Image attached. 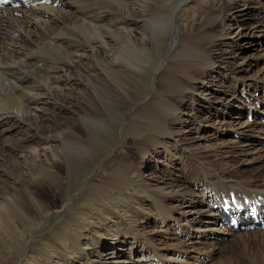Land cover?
<instances>
[{
	"label": "bare ground",
	"instance_id": "6f19581e",
	"mask_svg": "<svg viewBox=\"0 0 264 264\" xmlns=\"http://www.w3.org/2000/svg\"><path fill=\"white\" fill-rule=\"evenodd\" d=\"M195 1L179 0L172 6L166 4V13H159L155 8L153 10L157 13L152 9L149 10L147 0H131L129 4L127 0H11V3H18V7L12 5L0 7V157H2L0 170L1 173L4 172L14 178L11 185L5 184L6 186L3 187L6 192H0V199L2 198L0 230L10 229L7 226L10 220L13 221V227L16 229L17 218L25 224L30 219L32 204L40 209L44 224L49 223L54 216L53 213L63 212L69 206L68 203H62L53 212L46 209V213L37 193L46 188L61 191L64 187L62 177L65 156L69 152L76 155L90 152L92 144L85 140L79 131L77 118L66 125L54 124L43 127L40 124H44L45 121L49 124L50 111L62 116L70 107L64 105V100L66 101L68 96L73 98L75 96L73 90L81 85L82 78L78 76L82 62L98 64L104 75L100 76L99 70L93 73L95 78L93 76L92 78L97 81V85H105L109 88L113 87L112 83L120 85L123 95L141 109L140 112L145 118L160 113L163 106L170 102L166 97L155 96V101L145 102L146 104L142 105L143 102H138L131 96V91L134 90L130 87L131 77L126 71V66L132 62L141 64L150 60V49L147 46L150 42L149 30L160 32L157 31L159 27L163 30L161 32L164 33V37L166 35L163 61L154 74V88L170 86L167 81L171 78L166 76L173 74L166 68L170 66V54L180 51L181 39L189 40V43H196L195 45L198 46L202 40L204 41L203 37L208 36L207 45L211 42L216 43V27L221 22V16L227 13L235 23L234 29H231L227 36L235 38L237 49L251 50V53L247 54L242 51L241 56H238L240 57L236 67L238 71L247 72L249 70L247 65L252 61H262L264 64V15L252 16L256 8L263 9L264 12V0H204L210 3L208 13L203 12L202 17L195 21V25L190 24L188 28L190 33L188 29L187 33L178 14ZM150 18L157 19L156 23ZM148 19L157 25H153L157 29L152 28ZM255 35H260L261 40L256 41ZM255 47H258V50ZM207 51L209 50L203 48L201 51L195 49L196 59L185 63L193 65L196 61L198 64L211 59ZM183 63L179 60L175 65L179 66ZM66 70L74 76L63 73ZM185 72L188 73L189 70ZM204 73L205 71L202 76ZM258 73L263 74L261 77L264 78V67L257 69L256 74ZM164 77L167 80L165 79L163 83ZM187 78V81H198L196 85L201 93L196 94L194 89L188 90V86H183V89L177 91L180 105L177 103L178 106L171 109L172 120L183 119L179 114L185 108L186 97L198 102L205 98L208 105L203 107L204 111L197 110V113H193L190 123L195 124L196 115L199 114L205 115L202 120L206 121L197 123L198 128H209L215 124L218 127H213L209 133L200 136L202 139L204 137L206 141L216 139V135L225 132H220V125L231 129L223 134H228L230 131L232 140L240 144V148L248 144L246 133L250 134L249 137L255 136L256 141H260L258 144L264 142V130L259 128L260 124L258 125V123L264 125V101L258 96L260 91L264 96V80L253 79V84L250 80L243 79L239 92L235 97H231L227 90V87L231 86L230 83L226 85L223 95L216 96L217 94L211 90H205L199 85V78L192 75H187ZM59 80L61 85L52 87L54 82L60 84ZM246 81H249L248 84ZM180 84L182 86L183 83ZM35 99L40 100L41 103L38 104ZM185 113L184 116L189 115L187 111ZM230 113L231 116L228 115ZM101 126L107 130L113 127L111 124ZM158 126L155 125L156 128ZM170 126H159L160 132H157L159 129L156 130L151 126L147 130L148 134H143L136 147L139 153L141 152L140 158L143 163L139 168L132 162L127 170L119 159L113 156L106 158L104 166L111 167L105 182L112 188L108 193L111 199L110 205L106 202L102 203L97 193L91 198L92 186L86 184L82 189V197L90 204H86L87 209L81 208L79 211L74 209V215L67 217V221L64 219L65 223L70 220V224H66L67 231L62 235L63 241L57 246H53L50 242L49 250L40 253L39 249H42V246L36 238L37 232H34L35 234L29 237L26 243L15 246V249L23 255L18 264H31L32 253H38L40 257L35 256V258L42 257L45 260L43 264H82L83 261L90 264H105L106 240L111 238L114 242L112 264H168L169 262L170 264H204L215 249L198 252V246L205 244L210 247L216 244L215 240L223 233V229L219 226V222L225 219L222 209H236L234 213L238 218H235V221H238V224L260 220V214L257 218H248L245 212L251 207L264 208V180L256 182L254 186L248 184L244 187L240 186L241 184L230 183L231 180L230 182L226 180L224 174L210 170L204 165L200 169L201 176L205 179L202 180L203 182L199 180L191 182L182 177L179 179L170 176L173 167L169 168L168 163L180 157L182 153L189 152V148L179 141V132H188L189 128L178 131L172 128L174 124ZM11 134L13 139L9 137ZM39 142L46 143V147H39ZM148 142L152 145V150L143 149ZM179 143H181L180 148L177 146ZM190 145L192 146V143ZM261 150L256 152L260 154ZM152 151L161 154L163 157L159 162L161 164L157 165L158 162L153 160L152 166L145 165L149 161L145 159ZM194 159L195 164L202 162L196 157ZM122 161L126 160L122 159ZM150 170L153 173L154 170L159 172V179L152 180L148 173L145 174L147 171L150 173ZM190 200H193L191 205L193 208L190 211L181 208L177 216L173 214L176 207L180 208ZM8 215H10L9 219L11 218L9 221L6 218ZM202 215L206 217L199 220ZM156 219L163 222L159 225L161 229L150 227L151 224L157 226ZM20 229L23 231L22 226ZM160 233L169 237L158 238L157 234ZM9 234L4 233V237L8 239ZM248 234L245 232L239 235L240 240H244ZM174 240L175 244L166 245L167 242ZM125 243L130 245L129 255L126 258L128 260L121 261L118 260L119 250ZM33 261L35 259L32 260V264ZM0 264H4L2 259Z\"/></svg>",
	"mask_w": 264,
	"mask_h": 264
},
{
	"label": "rangeland",
	"instance_id": "374dc122",
	"mask_svg": "<svg viewBox=\"0 0 264 264\" xmlns=\"http://www.w3.org/2000/svg\"><path fill=\"white\" fill-rule=\"evenodd\" d=\"M130 1L131 0H127V3L129 4ZM178 1L179 0H147V5H148L147 7L150 8L149 10L152 9V11L155 13L157 12L153 10L154 8L159 13H166L167 9L165 5L167 4L172 6L175 5V3L177 4ZM145 4L146 3H143V5ZM154 4H156L157 6L155 7ZM209 6L210 3L204 0H196L195 3L193 4L190 3L189 6L185 7V9L178 14V17L182 25H184L183 29L186 30L187 32V29L189 28L190 24L195 25L197 19L200 16L202 17L203 12L208 13ZM230 11L231 10H228V12ZM263 15H264L263 9L256 8L252 16L257 17ZM150 19L152 20V22L154 21V23H156L157 21V19H153V18ZM150 19H148L147 21H149V23L152 24V28H153L156 24L151 23ZM234 24H235L234 19H230L228 13L223 14L221 16V22H219L216 27L217 29L216 43L211 42L207 45L208 36H204L203 37L204 41L202 40V42L199 43L198 46L195 45L196 43L193 44L189 43V40L181 39L182 41H180L181 43H179V45L181 46L180 51L178 53H175L176 55L174 54V52L170 54L171 56V58L169 56V58L171 59V60L169 59L170 66L168 65L166 68L169 72L173 74V75L170 74V76L169 75L166 76L167 78H171L167 81L170 83V86H165V87L163 86V88L155 87L156 89L154 88L153 85L154 74L156 68L159 67V65L163 61V55H164L163 47L166 45V40H165L166 35L164 37V33L161 32L163 30H161V28L159 29V27L158 29L156 27L154 28L157 29V31L159 30L160 32H156V30L154 29L153 31H150L149 30L151 28L150 25V28H148L150 33L148 39L150 42H148L147 44V46L150 49V55H151L150 60L145 63L141 62V64L140 62L138 63L132 62L131 64H128L126 66V71L131 77L130 82L132 85L130 84V87L131 89L134 90L131 91L132 93L131 96H133L134 100H137L138 102H143L142 105H145L146 104L145 102L155 101L156 100L155 96H163L170 101L168 104H165L163 106L161 111L162 113L160 112L157 114H153L152 115L153 117L151 118L149 115L150 119L148 117L146 118L143 117V115L140 112L141 109L138 108L137 105H133L132 101L123 95V90H121V88L119 87L120 85L112 83V85L114 84L112 88L106 87L105 85L104 86L101 85L102 87L100 85H97V81L93 79L95 78L93 73L99 70L101 71L100 76L103 77L104 75L103 70L98 64L92 62H82L80 64L81 71L78 77H80V79L82 78L81 85L78 86L75 91L73 90V95H75L73 98L71 96H68L67 100L66 101L64 100L65 102L64 105L70 107L66 109V112L63 113L62 116L56 115L55 113L50 111L49 115H50V119L52 120L49 119L48 121L49 124H46L47 122L45 121L44 124H40V125H42L43 127L54 124L66 125V124H70L74 118H77V120L79 119L77 125L78 129L81 132V134L84 136L85 140H87L92 144L91 145L92 150L90 152L86 151V153L84 152L81 155H76L72 152H69L65 156V159L63 160L64 166H63V177H62L64 187L61 191L46 188L41 191H38L37 193L39 194L38 198L41 200V203L43 204V210L45 212L46 209H48L49 212L55 211L58 208V206L61 205L62 203H68L69 206L66 208V210L60 213H56V212L53 213L54 216L51 218L49 223L44 224L45 221L42 220V213L40 209L35 204H32V208L30 211V219L27 222H25V224H22L23 222L17 218L15 220L16 223L18 222L16 225V229H14L13 227L14 223L12 220H10L11 218L9 219L12 213H10V215L6 217L8 221L10 220L9 222H7V226H9L10 229L7 230L6 228V230H0V234L2 235L0 237V259H2V262H4V264H18L20 260L23 258V255L15 249V246L26 243V241H28V238L29 237L31 238V236L34 235L36 232H37L36 238L38 239L39 244H41L42 246V249L41 248L39 249L40 253L47 252L49 250L48 244L50 242L53 243L52 244L53 246L59 245L63 241L62 239L63 233L67 231L66 224H70L69 223L70 220L68 221V223L67 222L65 223V220L66 221L68 220L67 217L74 215L73 214L74 209L78 211L81 208L87 209L88 208L87 205L90 204L89 201H87L85 198L82 197V189L85 187L86 184L88 185L91 184L92 186L91 198L92 195H95L97 193V197L98 199H101L102 203L106 202L107 204L109 203L108 205H110L111 199L108 193L111 192L112 188L111 186H109V184L107 183L105 184V182H107L106 181L107 173L111 170V167L107 168L109 165L107 166L105 165L106 166L105 169L104 160H106V158H108L109 156H113L115 159L116 158L119 159V162L121 161L123 166L126 167L127 170L129 166L132 164L133 165L136 164L135 166L139 168L140 165H142L143 163L140 158L141 152L139 153L136 147L137 144H139L138 142L142 139V136H144L145 133L148 134L147 130L151 126H153L154 128H156L155 125H159V126L167 125L168 127H171L172 125L170 126V124H174L172 128L178 129V131H181L182 129L184 130L185 128H189L188 132L187 131L186 132L183 131V133L179 132L180 135L179 141L189 148V152L188 153L185 152V154L182 153L180 157L168 163L170 165L169 168L173 167L170 170L171 171L170 176L174 178L181 179L182 177L188 181L190 180L191 182H197L198 180L200 182H203L205 179L201 176L200 169L205 166L207 168H210V170L212 169L213 171L224 174L226 180H228L229 182L231 180L230 183L233 184L237 183L238 185L241 184L240 186H244V187H247L248 184L254 186L256 182L264 180V142L262 144H258L260 141L257 142L255 136L252 135L249 137L250 134L246 133L245 137L248 139L247 141L248 144L241 146L242 148L241 149L239 147L240 144L238 145V143L232 140V136H230V131H228L229 132L228 134H223L227 130H231V129L222 127L220 125H219L220 132L221 131H225V132H222L220 135L219 134L216 135L215 136L216 139L214 140L211 139V141H206L205 137L203 139L200 137L209 133L213 127H218L217 124H215L210 126L209 128H204V129L198 128L196 126L197 123H201V122L204 123L206 121V120H202V118L205 115L200 116L199 114L196 115L197 122H195V124L190 123V119L192 118L191 116L193 115V113L194 114L197 113L196 112L197 110L204 111L203 107H206V105H208L205 98H202L198 102L197 100L194 101L193 99L186 97L184 100L185 108H183L182 112H180L179 114V117L183 119H178L176 121V120H172L171 118V113H172L171 109L173 110V107L175 108L176 106L180 105L179 102L180 98L177 97V93H178L177 91L183 89L182 88L183 86H188V90L194 89L196 91V94L201 93V91L197 87L198 85V83H196L197 80L187 81L188 79L187 75L195 76L197 79L199 78L200 79L199 85H202L203 89L205 90H211L213 93L217 94L216 96L223 95L225 93L224 90L227 87L226 85L230 83L231 86L230 88L227 87V90L231 94V97H235L236 94L239 92L240 83L242 82L243 79L245 80L248 79L251 82H253V79L264 80V78L261 77V75L263 74L261 73L256 74L257 69L264 67L262 61H254V62L252 61L249 65H247L249 67V70L247 72H239L238 69L236 68L237 63L240 60L239 59L240 57H238L239 55L241 56L240 53L242 51H244L245 54L251 53V50L247 51L246 48H244L243 50L239 48L237 49L238 46H236L235 38H230L229 36H227V34L231 31V29H234L233 28ZM189 31L190 30L188 29V32ZM258 36L259 38H257ZM255 37H256V41L261 40L260 35H255ZM201 48L209 50L206 53L207 55H209V57H211V59L204 60L198 64H196L197 62L196 61L194 62L195 64L193 63V65L192 64L187 65L185 62L188 63V60L190 62V60L196 59L194 58L195 57L194 50L199 49L201 51ZM255 48L257 49L258 47ZM257 50L255 51L258 52ZM179 60H182V63L183 62L184 63L179 66H176L175 64ZM95 67L96 69H94ZM184 70L185 71L189 70V72L186 73ZM204 71H205L204 76H202L203 75L202 73ZM63 73H65L68 76H74L73 73H70L67 70L64 71ZM225 74H227V76ZM253 75H255V77H253ZM166 77L163 78V83L165 82V79L167 80ZM248 77H251L252 79ZM86 81L88 82V84H86L87 83ZM248 82L249 81H246V84H248ZM59 83L60 84L54 82L52 87H57L61 85L60 80ZM180 83H183L182 86ZM84 88H86V90ZM79 89H81V91ZM261 94L262 92L260 91L258 96L259 98H263L262 100L264 101V96H262ZM202 95L204 96V92ZM35 101L38 104L41 103V101L38 99H35ZM68 101H70L71 104L68 103ZM185 111H187L189 115L184 116L186 114ZM228 115L231 116V113ZM103 124H109V125L111 124L113 125V127L108 130L103 129V127L101 126ZM146 124H149V126ZM258 125L260 126L259 128H263L264 130V125L262 126V123H258ZM159 126L156 128V130L159 129V131L157 132H160ZM239 135L241 134L239 133ZM9 137L13 139L12 134ZM191 143L193 147L190 145ZM193 143H195V145ZM38 146L46 147V143H40ZM177 146L178 148H180L181 143L177 144ZM146 148H150L152 150V145L149 144L148 142L145 144V147L143 149ZM257 150H261L260 154L259 152L258 153L256 152ZM258 155L260 157H258ZM195 157L197 158V160H200L202 162L200 164L193 163L195 162L194 159ZM162 158L163 157H161L160 153L155 154V151H152L151 155L147 156V158L145 159V160H149L145 163V165L152 166L154 164L153 160H156L158 162L157 165L161 164L159 162L162 161ZM1 159L2 157H0V160ZM122 159H125L126 161L123 162ZM186 161H188L189 163L188 162L186 163ZM196 166H198V168ZM1 172L2 171L0 170V192L2 191L3 193V191L6 192V189L5 190L3 189V187L6 186L5 184H7V186L9 184L11 185L14 178L11 175H6L4 174V172L3 173ZM147 173L148 176L152 178V180L159 179L158 177L159 172L157 171L155 172L154 170L153 173V171L150 170V173L149 171H147L145 174ZM243 182L245 184H243ZM104 186L106 189H104ZM99 188L101 189L99 190ZM149 188L154 189L152 186H149ZM100 193L102 196L99 195ZM0 200H2V198ZM192 201L193 200L188 201L187 203L183 204L180 208L176 207V209L173 211V214L177 216L181 208L184 211L185 210L190 211L193 208L191 207V205L193 204ZM205 217L206 216L202 215L201 219L199 220H203ZM160 223L161 225L163 224V222L157 220V226L155 224H151L150 227L152 229L153 228L158 229L160 228L159 227ZM20 226H22L23 231L20 229ZM3 232L8 234L10 233L9 238L11 237V239L9 238L6 239L4 237ZM245 232L249 233L248 236H246L244 240H240L239 235ZM157 235L158 238H163L166 236L163 235V233ZM170 235L172 236L173 234ZM112 239L113 238L106 240L107 248L105 249V253H106L104 259L105 264H112L111 263L112 251L114 249L113 248L114 242L111 241ZM196 240L199 241L198 239ZM215 241L216 244L210 247H207L209 245H205V244H201L198 246L199 248L198 252H201L202 250L205 251V250L215 249V251L212 252V254H209L210 258L207 259L204 262V264H264V228H254V229L244 230L242 228L240 229L239 227L237 228V231H233V230L225 231V229H223V233L220 234V237L217 238ZM170 242H167L166 245L167 246L173 245L172 243H174L175 240L173 242L172 241ZM129 246H130L129 244L125 243L120 247L119 250L120 255L118 256V260L121 261H123V259L126 261L128 260L126 258H128L129 255ZM34 254L33 253L31 254L33 255V257L30 255L31 264H32V260L34 259L36 262L33 261V264L36 263L43 264L45 260L42 257L37 258L40 257L38 253H34ZM35 256L37 257L35 258ZM37 260H39V262ZM82 264H90V263H86L83 261ZM168 264H170V262Z\"/></svg>",
	"mask_w": 264,
	"mask_h": 264
}]
</instances>
